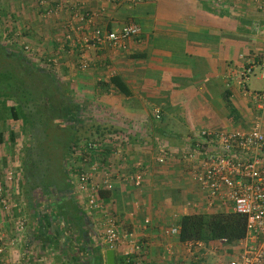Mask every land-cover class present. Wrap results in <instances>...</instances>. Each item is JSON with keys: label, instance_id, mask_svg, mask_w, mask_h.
I'll use <instances>...</instances> for the list:
<instances>
[{"label": "crops", "instance_id": "0c3cea01", "mask_svg": "<svg viewBox=\"0 0 264 264\" xmlns=\"http://www.w3.org/2000/svg\"><path fill=\"white\" fill-rule=\"evenodd\" d=\"M51 1L52 7L60 6L56 0ZM72 1L93 14L91 28L112 30L130 23L140 28L136 37L125 41L123 49H86L89 71L108 73L109 78L119 76L127 94L112 84L103 88L83 85L91 79L79 82L76 90H87L88 96L89 91L95 94L101 88L109 91L101 96L96 93L98 100L95 97L108 116L104 121L112 127L101 148L107 172L98 176L94 173L92 179L98 184L107 179L110 182L109 189L100 190L109 213L120 229H131L143 236L149 263L174 264L189 256L187 246L179 235L168 236L163 230L177 225L184 214L212 210L206 208L204 194L191 180L189 165L179 154L159 165L155 161L157 149L167 140L169 147L178 151L175 146L182 147L189 135L203 129L230 131L258 126L264 132V107L259 108L254 99V92L264 89V0ZM15 2L17 9L28 12L30 33L36 32L32 1ZM60 12L67 25L64 31H68L70 25L76 24L72 11ZM55 23L56 27L65 24ZM81 33L71 32L78 57L83 47ZM50 48L46 41L40 47L46 52ZM252 58H256L252 73L241 83L242 68ZM155 111L159 112L158 118ZM139 170L143 171V179L140 186H135L131 177ZM52 202L39 197L32 208L28 201L27 217L33 227L24 226L17 249L8 244L7 212L0 210L6 248L11 254L17 253L12 264H30L29 258L35 257L64 264V259L56 261L55 254L70 255L73 263L81 259L72 247L75 244L76 252L81 253V247L90 243L85 232L90 217L85 209L62 199L55 205ZM73 213L78 220L74 221ZM146 218L150 222L144 227ZM206 244L217 247L207 253L208 262L213 264L230 258L237 250L234 244L223 249L221 240ZM7 250L5 255L9 254ZM6 258L3 262L8 264Z\"/></svg>", "mask_w": 264, "mask_h": 264}, {"label": "built area", "instance_id": "2783aa9c", "mask_svg": "<svg viewBox=\"0 0 264 264\" xmlns=\"http://www.w3.org/2000/svg\"><path fill=\"white\" fill-rule=\"evenodd\" d=\"M110 1V0H108ZM60 6L46 9V15L59 13L62 9L72 11L76 24L68 27L67 39L71 32H81L83 47L79 49V67L89 66L86 49H99L108 46L115 50L125 48L128 38L136 37L140 28L133 23L125 24L117 29L103 30L91 28L93 14L83 8H78L72 0H56ZM42 6L47 1L41 0ZM45 10V9H44ZM26 54H32L30 47L24 46ZM264 64V57L262 59ZM256 58L249 59L243 66L240 80L244 83L252 73ZM254 99L259 108L264 107V89L254 92ZM155 117L159 112L155 111ZM91 143L88 150L102 148L103 144ZM81 148V147H78ZM179 154V158L190 167V175L199 191L204 194L205 206L212 212H234L245 218L246 233L244 238L234 245L237 250L227 259H219L214 264H264V132L254 126L250 129H235L230 131L198 130L189 135L183 147L174 151L167 145H160L157 149L155 161L162 165L168 159ZM93 173L80 171L76 174V187L85 193L83 206L94 225L98 241L104 252L112 249L115 264H153L147 261V242L143 236L131 229H120L115 217L109 213L107 206L100 196L102 188L110 187V182L103 180L96 184L92 180ZM14 176L7 171L5 179L0 183V209L9 213L15 209V197L12 193ZM143 171L139 170L131 177L135 186H140ZM17 208V207H16ZM14 217V214H13ZM16 225L13 229L10 246L15 245L17 239L23 238L25 229L24 218L14 217ZM150 220H144L147 227ZM179 224L163 230L165 235H179ZM8 230H11L9 227ZM5 227L0 223V262L6 253ZM188 257L177 260L174 264H213L207 260V253L216 250V246H207L204 241H185ZM2 258V259H1ZM19 261L18 264H24ZM42 264H50L40 259ZM27 264V263H26ZM29 264V263H28Z\"/></svg>", "mask_w": 264, "mask_h": 264}, {"label": "rangeland", "instance_id": "374dc122", "mask_svg": "<svg viewBox=\"0 0 264 264\" xmlns=\"http://www.w3.org/2000/svg\"><path fill=\"white\" fill-rule=\"evenodd\" d=\"M15 1L16 0H0V39L3 45L24 54L29 62H32L35 66L52 75L58 83V85L55 86L59 88V90L55 91V86L53 85H36V83H34V85H27L30 89L29 92L32 94L40 95L43 93L44 95H52L50 96L51 99L48 98L45 108L42 109L44 113H47L44 116L46 119L41 123V131L36 133L38 138L34 137L35 139H33L30 130L25 128V125L22 124L21 119H13L10 115L8 106L6 107L0 104V131L3 132L4 135V140L0 145V183L4 181L7 171H11L15 181L12 186V193L14 194L17 207H15V213L18 217L24 218L25 227L28 225L33 227V223L29 222L27 217V204L29 199H27L25 195L28 189L25 188L23 184L25 173L24 165L27 163V166L33 171V156L37 161V166L35 164V167L39 174L38 180L40 183L59 184L63 178H66V175H69L70 179L73 180V194L82 209H85L83 206L85 193H80L77 190L76 174L80 171H92L93 174L96 173L95 175L98 176L107 172L105 166L107 163L105 162L104 156L101 154V149L88 150V145L91 143L97 144L99 142L102 144L105 140L104 137L107 136L106 134L110 133H108V131L112 128L109 126V122L104 121V118L108 116L105 115L106 113L102 104H99V102L95 100V97L97 100L99 99L98 95L101 96L104 92L109 93V91L102 90V88L104 85H110L111 83L108 73L100 74L97 72H90L89 66L86 69H81L79 67L78 52L75 51L72 41L65 37L68 31H64L67 25L65 19L60 15L63 12H59L56 15H46V9L52 7L51 5L53 2L51 0H45L47 4L43 6L41 0H27L28 2L32 1L36 10L34 15V29L36 32L32 33H30L27 28V22L31 21L27 18L28 12H24L20 7L17 9L14 6L17 4ZM32 13H34V11ZM54 21H63L65 24L63 26L59 24L58 27H56ZM42 27L44 31L41 30ZM58 29L63 31L59 33ZM30 30L33 31L31 28ZM45 41L47 45L54 49L50 51V48L48 52L40 49ZM25 45L30 47L32 54L29 55L25 53ZM89 79H91V82L83 85H99L102 87L101 90L95 91L98 95L96 93V95L94 93L92 94L89 91L90 94L88 96L86 93L87 90H76V85H78L79 82H89ZM64 97L69 99V101L71 100L74 104L73 107L68 109L66 115L64 114L66 109L57 102L59 99L62 101ZM11 104L13 105V103L10 102V105ZM160 145L170 146L167 140L166 142H161L159 146ZM180 147L181 146H175V148L179 149L183 146ZM29 150H31V154ZM64 171L68 174L65 175ZM96 184H98V182ZM35 196L39 198L37 195ZM9 212L10 213H6L7 216L5 220L11 228L10 238L8 240V244L10 245L11 238L12 236L14 237L12 231L17 220L13 217L12 211ZM71 216L74 218V221L78 220L74 213ZM35 231L37 235V229ZM20 241L21 240L17 239L15 245H12V247L17 249ZM210 242L212 241H207L205 243ZM221 243H223V249H225V245H228L222 241ZM13 248L11 251L15 250ZM99 251L101 253L102 264H104L105 252L102 247H99ZM8 253L9 254L3 256V258L7 257L6 259L9 261L8 264H12L11 261L17 258V253L13 252L14 255L13 253L11 254L10 249ZM75 253L78 257L85 256L83 252L79 253V251H75ZM30 254H33V251H31ZM20 257L22 258L23 256L20 254ZM54 257L56 261L64 259V264H73L70 255L69 257L67 255L63 257L62 255L55 254ZM3 260L4 259L1 260L0 264H7V262L5 263ZM29 261L30 264H42L36 257L29 258ZM50 264L56 263L50 262ZM83 264L86 263L83 262Z\"/></svg>", "mask_w": 264, "mask_h": 264}, {"label": "trees", "instance_id": "16d2710c", "mask_svg": "<svg viewBox=\"0 0 264 264\" xmlns=\"http://www.w3.org/2000/svg\"><path fill=\"white\" fill-rule=\"evenodd\" d=\"M34 83L36 85H58L52 75L29 62L24 54L3 45L0 39V104L8 106L13 119H21L25 128L30 130L33 139L37 137L36 133L41 131V123L44 122L46 119L44 116L47 114L42 109L47 105L48 98L51 99L50 96H52L51 94L44 95L43 93L35 95L29 92L30 89L27 85H34ZM110 83L118 91L124 94L128 93L126 85L119 76H111ZM56 90H59L57 86H55ZM10 102L13 105H10ZM57 102L66 109L65 115L68 113V109L74 106L73 102L65 97L62 101L59 99ZM3 140V132L0 131V145ZM33 159V172L31 171L30 175L27 173L29 176L24 175L23 177V184L28 189L25 197L31 202L30 206L32 208L36 199L35 195L38 194L37 189L39 187L46 189L49 186V183H40L36 179V175L39 176V174L35 167V164L37 166V161L34 156ZM27 167L24 165L25 169L30 170V167ZM178 224L180 227L179 239L183 242L221 240L232 245L244 238L246 233L245 218L230 211L184 214L180 217ZM97 253H99V248ZM98 257L101 260L100 253ZM100 260L99 263L101 262ZM74 261L76 262L75 259Z\"/></svg>", "mask_w": 264, "mask_h": 264}, {"label": "flooded vegetation", "instance_id": "af4514ba", "mask_svg": "<svg viewBox=\"0 0 264 264\" xmlns=\"http://www.w3.org/2000/svg\"><path fill=\"white\" fill-rule=\"evenodd\" d=\"M26 166H27V163L25 164V167ZM27 173H29V175H30L31 169L30 170L25 169L24 175H28ZM64 173H65V175L68 174L66 171H64ZM33 175H34V173H33ZM36 176H37L36 179H38L39 176L38 175H36ZM38 182H39V180H38ZM37 191H38L37 196L42 197L44 202H46V201L50 202L51 200H53L52 203L55 205L56 202H58V199H62V201H64V202L72 203L75 207H80L78 202L75 199L74 194H73V180L70 179L69 175H66V178L65 179L63 178V180L61 182H59V184L49 183V186L46 189L39 187L37 189ZM86 225H87V227H86L87 230L85 232L88 231L87 235H88V239H90V243L88 244V246L81 247V250L83 251L85 256H82V257L80 256L81 257V259L79 260L80 262L77 261V262H74L73 264H83V262L86 264H102V261L98 257L100 251H99V253H97V249L101 245L98 241L97 234L94 231V225L90 220L88 221V223H86ZM68 236L70 239H72L71 234H69ZM73 241H74V239H73ZM72 248H74L75 251L77 250V246L75 244L73 245ZM73 253H74V251H73ZM100 256H101V253H100ZM76 257H78V256H76ZM76 259H78V258H76ZM99 260L101 261L100 263H99ZM104 264H105V261H104Z\"/></svg>", "mask_w": 264, "mask_h": 264}, {"label": "water", "instance_id": "95a60500", "mask_svg": "<svg viewBox=\"0 0 264 264\" xmlns=\"http://www.w3.org/2000/svg\"><path fill=\"white\" fill-rule=\"evenodd\" d=\"M105 264H115L114 252L112 249L105 250Z\"/></svg>", "mask_w": 264, "mask_h": 264}]
</instances>
